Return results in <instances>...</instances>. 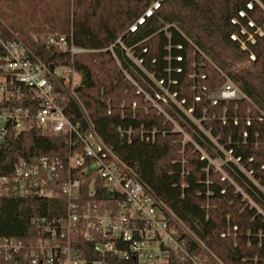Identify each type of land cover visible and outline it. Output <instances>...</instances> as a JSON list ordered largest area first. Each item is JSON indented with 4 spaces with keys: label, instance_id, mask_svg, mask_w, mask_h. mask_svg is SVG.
<instances>
[{
    "label": "trees",
    "instance_id": "1",
    "mask_svg": "<svg viewBox=\"0 0 264 264\" xmlns=\"http://www.w3.org/2000/svg\"><path fill=\"white\" fill-rule=\"evenodd\" d=\"M154 1L72 0V18L61 34L90 53L73 61L81 81L75 89L79 103H72L71 114L83 121L88 113L135 178L221 264H264V43L253 48L256 60L251 61L250 53L231 39L237 32L231 21L240 11L258 23L264 22V11L258 5L248 10L253 0H162L146 25L127 33ZM8 28L0 23V32ZM14 31L28 35L18 26ZM121 38L126 49L117 44ZM149 74L176 92L186 110L194 109L200 125L175 104L166 109L171 122L138 94L139 87L149 91L146 82L158 89ZM228 81L245 98L213 105L208 96ZM184 134L190 138L185 143ZM67 150L66 141L39 129L14 135L2 155L0 175H10L21 157ZM219 158L225 161L221 171L214 163ZM56 203L2 198L0 238L27 237L33 218L59 216ZM0 264L8 263L0 258Z\"/></svg>",
    "mask_w": 264,
    "mask_h": 264
},
{
    "label": "built area",
    "instance_id": "2",
    "mask_svg": "<svg viewBox=\"0 0 264 264\" xmlns=\"http://www.w3.org/2000/svg\"><path fill=\"white\" fill-rule=\"evenodd\" d=\"M161 4L162 0H155L127 33H137ZM255 5L264 11L259 0L248 4V10ZM238 15L231 21L237 28L231 39L255 61L253 48L264 43V22L249 19L246 10ZM117 44L126 49L122 38ZM108 50L113 53L112 47ZM87 53L90 51L61 33L22 36L10 29L0 32V166L10 139L33 129L66 141L68 149L53 156L34 153L21 157L10 175H0V200L13 196L57 201L54 210L59 213L33 218L32 232L23 239L0 238V258L8 264H221L135 178L133 170L97 133L88 113L84 123L71 114L72 103H79L75 89L80 84L73 61ZM128 54L142 65L130 51ZM113 57L119 63L115 53ZM124 76L138 87L129 70H124ZM149 77L158 89L146 82L149 91L139 87L137 93L159 114L172 122L166 109L175 104L200 123L193 116L194 109L186 110L185 101H178V94L164 81ZM244 98L230 81L208 96L213 105ZM174 126L183 133L176 122Z\"/></svg>",
    "mask_w": 264,
    "mask_h": 264
},
{
    "label": "rangeland",
    "instance_id": "3",
    "mask_svg": "<svg viewBox=\"0 0 264 264\" xmlns=\"http://www.w3.org/2000/svg\"><path fill=\"white\" fill-rule=\"evenodd\" d=\"M71 18L72 0H0V23L12 32L18 26L27 34L62 33V26ZM76 81L79 83L80 77ZM186 141L189 140L184 139V143ZM214 163L221 171L225 161L219 158Z\"/></svg>",
    "mask_w": 264,
    "mask_h": 264
}]
</instances>
